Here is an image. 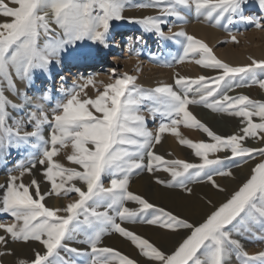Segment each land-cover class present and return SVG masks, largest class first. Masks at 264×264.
Masks as SVG:
<instances>
[{"label": "snow or ice", "instance_id": "6c2138e0", "mask_svg": "<svg viewBox=\"0 0 264 264\" xmlns=\"http://www.w3.org/2000/svg\"><path fill=\"white\" fill-rule=\"evenodd\" d=\"M247 3L248 0H0V156L33 139L37 143L31 147L39 150V159L33 156L27 162H18L19 174L9 173L7 183L0 184V216L12 218L11 223L0 221L4 233L0 235V257L15 255L8 247L9 241L35 242L43 251L34 248L32 259L18 258L16 264H81L77 258H83L82 264H140L102 245L103 237L114 232L130 241L148 264H230L233 256L240 264H264V251L249 255L236 238L257 226L264 230V101L243 94L229 95L240 87L258 85L264 89V79L254 75L256 69L264 70V60L249 57L250 64L232 66L219 59L204 40L183 29L172 37L164 33L165 26L172 31L169 17L184 21L186 12L213 22L214 27L224 21L231 24L238 18L264 28L256 17L244 15ZM129 7L155 9L158 15L125 17ZM258 7L264 11V0H258ZM125 19L161 38H183L177 40L183 52L174 57L175 63L191 58L196 65L215 70L218 75L192 78L176 73L174 84L160 83L144 89L136 85L137 76L117 77L113 69L112 82L105 84L103 91L95 89L94 97L85 92L96 83L89 77L85 83L65 90L66 99L58 101L51 113L44 108V102L51 99L48 90L39 94L40 103H32L27 89L34 86L38 72L50 73L51 66L65 56L89 58L91 52L83 48V42L107 46L112 22ZM231 42L238 43L235 35H231ZM17 80L25 83L23 91L17 87ZM5 89L20 102L10 99ZM189 105H203L212 112L239 117L244 126L239 133L219 135L201 122ZM142 108L153 119L161 117L155 132L147 127ZM44 126L49 128L47 138ZM181 126L206 133L210 142L186 138ZM165 133L193 150L201 162L167 159L155 151ZM247 139L262 146L248 147ZM69 148L66 160L75 167H66L54 159ZM220 152L228 155L220 157ZM257 157L260 159L248 177L223 202L216 205L207 194L200 197L211 211L199 221L192 222L129 190L132 177L147 172L156 184L179 189L186 198L194 195L189 185L201 182L225 192L215 177L235 178L232 167L240 166L226 162L247 163ZM37 165L49 185L45 191H41L40 181L35 178L28 184L23 180ZM160 171L170 179L155 175ZM73 194L77 198L65 205L46 204L48 197L70 198ZM137 223L183 235L172 250H165L125 226ZM80 236L84 239L79 240ZM76 242L87 248L74 247Z\"/></svg>", "mask_w": 264, "mask_h": 264}, {"label": "rangeland", "instance_id": "374dc122", "mask_svg": "<svg viewBox=\"0 0 264 264\" xmlns=\"http://www.w3.org/2000/svg\"><path fill=\"white\" fill-rule=\"evenodd\" d=\"M133 2L134 3H139V2H143V0H133ZM146 15H158V12L155 9H138V8H134V7H129L124 12V16L125 17L140 18V17L146 16ZM244 15H246V16H248V15L254 16V17H256V19H258L261 22L262 25H264V11L259 9L258 0H248L247 5L245 6ZM261 15L263 16V18L259 19ZM0 19H2V18H0ZM168 20H169L170 26L172 27V31L169 32L168 31V26H165L164 33H165L166 37H172L173 33L180 31L181 29H183L182 26L185 27L187 25V27L183 29L184 31H186L190 35H193V36H195V37H197L199 39L204 40L213 49L214 54L219 59L229 63L232 66H243V65L250 64L251 61L249 60V57H252V58H254L256 60H264V57L257 59V57L252 56V55H244L245 56V62L244 63H236L235 64V63H230V62L224 60L223 57L220 55L219 49H221L222 47L226 46V44H233V46L238 47V45L236 43L231 42V35H235L236 36V39H237L238 43H243V42L246 41L247 42L246 43V48L249 49L250 46H251V43H249L250 41H249V38H247V33H250L252 30L257 29L255 27V25L252 24V23H249L247 21H241L238 18H236L234 20V22L231 23V24H227V22L224 21V22H222L221 26L214 27L213 26V22L205 21L203 19V17L197 18L194 15V13H192V12H186L185 13V20L184 21H179V20H177L176 18H173V17H169ZM187 23L189 24V26H188ZM141 26L142 25H140L139 23H136L134 21H130L128 19L121 20V21H113L111 29H110V34H109V37H108V41H107V45L108 46L103 47L102 45H99V44H94L92 47L83 46V48H85L88 51H90L91 52V56H94V57L97 56V55H101V50H100L101 48H104V51H105L104 54L101 56V59L96 61L91 66L90 70H93V71L94 70H100V72H102L104 70H107L109 76H111V82H112V70L113 69H115V75L117 77L123 76L124 74L132 75V76H138L139 72H137L136 66L131 65L132 66L131 69H126L124 67L123 62H124L125 58L122 57V56H126L127 55V53L124 51V47H123L126 36L130 35L131 33H134L135 35H137L138 33H141L142 29H144V28L141 29ZM195 26H200V27H195ZM145 33L149 34L148 35L149 39H148V37H146V38H144V40L147 41V44L151 42V47L149 48V51H148L149 54L148 55H151V54L152 55H156V54L162 55V59H163L162 61L163 62L160 61L158 64L162 65L164 63L163 64L164 67H166L169 64L172 65L171 67H169V66L166 67V68H170V71H171L170 72L171 73V75H170L171 81L168 82V83L174 84V79H175L176 73H179L180 75L187 76L183 72V67H187V68L193 69L192 70L193 71L192 72L193 75H189L188 76V77H192V78H195V77H198V76H201V75H204L206 77H214V76L218 75V72L215 71V70L206 69V68H203L201 66L196 65L195 62H194V59H191V58L186 60L182 64L175 63L174 57H178L179 55H182V52H183L182 47H181V45L179 43H177V40H182L183 38H176V39L168 38V39H165V38L159 37L155 33H151L150 34L147 31H145ZM244 34H246V35H244ZM118 46L120 47V51H122L121 54H117L118 51H119L118 50ZM239 48H240V46H239ZM163 55L165 57L167 56V58L164 59ZM140 56L142 57V59H144L146 57L143 53H141ZM165 60H166V62H165ZM72 66H75V65H72ZM102 67H104V70L101 69ZM64 69L66 70V68H64ZM75 69L76 70L79 69V71L77 73H73V74H71L70 70L65 71L66 73L70 74L65 79V83H67V84L71 83L72 80H73V77L77 76L78 73H81V72L84 71V68H83V70H80V66H77ZM54 74L55 75H53L51 81H49L48 77L45 76L44 73L38 72L36 74V80H35V84H34L33 87L37 91H40L43 88H44V90H48V91L56 90V88H57V81L56 80L58 79V77H59L58 75L59 74H58V72H54ZM83 74H85V73H83ZM254 75H255L256 79H264V70L256 69ZM239 79L240 78L237 77V81H239ZM135 83H136L137 86H143L144 89H152V88H154V87H156L158 85V84H153V85L152 84H145V83H141L139 81L137 82V80L135 81ZM103 87H104V84L96 85V87L93 89V91H91L92 95L95 96L97 94L96 91H95V89H97V88L100 91H103ZM240 94L247 95L253 100L264 101V89L259 88L258 85H253L251 87L235 88L232 92L229 93V95H233V96L240 95ZM47 103H48V108L52 110V108L55 105L54 101L53 100H49V101H47ZM189 106H192V105H189ZM192 107L202 108L204 110H209L210 112H212L210 109L204 107L203 105H193ZM190 111H192V110H190ZM212 113L220 114V120L222 122L228 123L231 127L234 126L235 127V131L233 132V134L239 133L240 129L244 126V124H242V122H241V118H239V117L229 116L227 114L218 113V112H212ZM141 114L145 115V117L147 118V126H154L156 129L158 128V125L161 122V117L159 115H157L155 117V119H153L148 114L146 109H143L141 111ZM194 115L198 119L201 118V119H199L201 122L205 123L207 126L209 125L206 121H204V119H202V117L199 114L195 113ZM228 116L230 117V119H231V121L233 123H230V121L228 120ZM253 119H254L255 122H259L258 118L254 117ZM46 127L48 128V126H46ZM210 128L214 132L219 134V135L227 136L225 134V132H218L217 130H215L211 126H210ZM180 130H184L183 132L185 134V137L188 138V139H192L193 141L204 140V141L210 142V139L207 137L206 133H203L200 130L187 129V128H184L182 126H181ZM192 132H197V134L195 135ZM249 141H250V139H247L245 141V145L248 146V147H252L249 144ZM25 145H22L21 146L22 149L21 148H19V149L25 150L24 149ZM19 149H16V148L11 149L10 150V154H12V156H14L15 155V150H19ZM155 151H157L159 154L165 155L167 159H182V160H186V161L191 162V163H200L201 162L199 160V158L195 157L193 150L187 148L186 146L185 147L183 146V153L178 152L179 153V157H177L178 153L175 152V151H174L175 153L170 152V151H161V150L159 151V150H156V149H155ZM61 153L55 159H57L61 163L65 164L66 167H75V166H73L72 164H70L66 160V153H68V152H65L64 150H62ZM168 153H171L172 157L169 156ZM37 154L39 155V152L35 153L33 156L35 157ZM224 154H225V152H220L217 155H219L220 157H223V156H225ZM27 155H30V152L26 151V156ZM30 158L32 159L33 157H31V155H30ZM210 158H213V157H210ZM259 159L260 158L257 157L256 160H251V161H248L247 163H242V162H239L238 160L230 161V162H226V163L230 164V165H234L236 163L240 164L239 167L233 166L232 167V171H233V170L240 169L241 166L249 165L250 163H252L254 165L256 162H258ZM15 160L13 162L9 163V164H5L2 167V169L4 168V170L9 171L11 173L14 170H17L16 169V165L17 164L15 163ZM233 173H234L235 182H236L235 189L250 174V172H248V171L246 173L242 174V175L241 174L240 175H236L235 172H233ZM155 175L159 176L161 179H165V180L170 179V176L167 173L163 172V171L157 172ZM217 177H219V176H217ZM144 178H145V180H147V182L149 184H154V185L159 186L160 188H165V187H163L161 185L156 184L155 180H154V177L152 175L148 174L147 172H142L139 175H134L132 177V179H131L130 185L131 184H135L136 181H138L139 179H144ZM38 181H40L41 191H45V190H47L49 188V185L44 180V177L42 179H39ZM105 182L106 181H104V183ZM203 183H207V182H201V183H196V184H203ZM130 185H129V190L130 191H132L134 193H137L139 195H142V196L144 195L145 198H147L150 202L154 203L150 199V197L147 196L146 193L139 192V191L137 192L135 190H132L130 188ZM191 185H194V184H191ZM165 189H168V188H165ZM170 190H174V191L180 192L179 189H170ZM233 191H234L233 188H232V190L231 189L230 190L227 189L226 190V196L224 198H222L221 201L213 198L212 199L213 203L218 205L219 203L223 202ZM129 206H134V205L129 204ZM160 206L166 207V208H168L170 210H173L176 213H179L176 209H173V208H171L169 206H164V205H160ZM210 211L211 210L206 212V214L209 213ZM0 217L3 220H5V221H9L10 223L12 222V218L10 216L3 215V216H0ZM190 221H192V220H190ZM192 222H194V221H192ZM125 226L128 227L131 230L135 229L136 227H145V228H148L150 230H153V232H155V234H162V233L169 234V232H166L164 230L155 228L153 226L145 225V224H139V223H137V224H126ZM178 234H179V238H178V240H179V239L182 238L183 233H178ZM178 234H176V235H178ZM111 237L118 238V240H121V242H123L125 245H123L122 243H119L118 245H116V243L115 244H110V242H108V241H110L109 238H111ZM236 238L240 240V242L243 244V247L245 248V250L248 253H250L249 255H252L253 253L257 254V253H259L261 251H264V230H261L258 226L253 228L251 231L242 233L240 236H238ZM78 239L79 240H83L84 237L80 236ZM12 243L13 244L17 243L18 244L20 242L9 241V244H12ZM177 243L178 242H175V243L170 244V245L167 244V243L166 244L162 243L161 245H159V244L158 245L161 246L165 250H172L177 245ZM102 245L103 246H107V247H113V248L119 250L120 252H122L123 254H126V255H128V256H130L132 258L137 259L140 262V264H148V262L145 260V258L139 255L138 250L131 244V242L126 240V239H124V238H122V237H120L119 234H117V233L113 232V233H110V234H106L103 237ZM23 246L29 248L28 252L30 254H32L33 253V249L36 248V246L38 247V244L35 243V242H30V243H28L26 245L24 244ZM73 246L74 247H78V248H82V249L83 248H87L86 244L79 243V242L73 243ZM232 258L237 260V258L235 256H233ZM77 259L82 264L83 258H77ZM239 263H240V261H239Z\"/></svg>", "mask_w": 264, "mask_h": 264}, {"label": "bare ground", "instance_id": "6f19581e", "mask_svg": "<svg viewBox=\"0 0 264 264\" xmlns=\"http://www.w3.org/2000/svg\"><path fill=\"white\" fill-rule=\"evenodd\" d=\"M262 16V15H261ZM263 18V16L261 17ZM187 21V20H186ZM188 24V23H187ZM189 26V24H188ZM183 29L187 27V25L184 27L182 26ZM195 27H200V26H195ZM143 27L141 26V29ZM191 28V27H190ZM189 29V28H188ZM151 34V33H150ZM149 34L145 33V30L142 29L141 33H138L135 35L134 33H131L130 35L126 36L125 42H124V51L127 53L126 56H122L125 58L123 64L126 69H131V65L136 66V70L139 69V75L137 76V82L145 83V84H160V83H168L171 81L170 75L171 71L170 68L164 67V63L159 65L158 63L162 61V55L156 54V55H148L149 48L151 47V42L147 44V41L144 40V38L148 37ZM246 35V34H244ZM109 37V36H108ZM247 38H249V43H251V46L249 49L246 48V41L243 43H236L238 47L233 46V44H226V46L222 47L219 49L220 55L223 57L224 60L230 62V63H244L245 62V56L244 55H252L258 58L264 57V29L263 28H257L255 30H252L250 33H247ZM149 39V37H148ZM146 41V42H145ZM215 41V40H214ZM94 43L90 41H84L83 46H88L92 47ZM108 46V45H107ZM120 46V45H119ZM118 46V53L121 54L122 51H120V47ZM240 46V48H239ZM105 47V46H103ZM101 55L97 56H90L89 58L85 60H75L72 59L68 56H65L62 58V62L53 64L51 66V71L50 73H44L45 76L48 77L49 81H51L54 72H58V79L57 81V88L56 90L49 91L51 94V99L54 101V104L58 101H63L66 99V96H64L65 90L71 89L74 85H79L85 83V81L91 77L93 78L96 83L94 86H88L85 89V92L87 93L88 96H92L91 91L96 87V85L99 84H107L111 82V76H109L108 71L100 72V70H90L91 66L101 59V56L104 54V48H101ZM143 53L146 57L142 59L140 54ZM168 53V52H167ZM169 54V53H168ZM164 56V55H163ZM169 56V55H168ZM164 59L167 58V56L163 57ZM112 59V58H111ZM168 60V59H167ZM163 62V61H162ZM166 62V60H165ZM155 64V65H154ZM166 64V63H165ZM75 65V66H72ZM194 65V64H193ZM77 66H80V70L84 71L81 73H78L77 76L73 77V80L71 83H65V79L67 76H69V73H66L65 71L70 70L71 74L77 73L79 69H75ZM66 68V70L64 69ZM196 68V67H195ZM134 69V68H133ZM193 69L183 67V72L185 75H193ZM85 73V74H83ZM195 76V75H194ZM103 82V83H100ZM17 87L21 89L22 91L25 89V83L21 82L19 80L16 81ZM170 84V83H168ZM49 85V84H48ZM6 95L9 96L10 99L14 100L15 102L19 103L20 98L17 97L15 94L9 92L7 89H5ZM44 91V88L40 91H37L34 87L28 88L27 89V95L31 99L32 103H40L39 100V94ZM246 91V90H245ZM55 106V105H54ZM193 106V105H192ZM189 106V110H192L194 114H199L204 121H206L212 128L217 130L218 132H225L226 135H231L235 131V127H231L228 123H224L220 120V114H214L210 112L209 110H204L202 108H196ZM44 108L46 111L51 113V109L48 108V103L44 102ZM143 110V109H142ZM141 110V111H142ZM14 115L16 113H13ZM201 119V118H199ZM228 120L230 123H233L228 116ZM228 121V122H229ZM150 130L154 131L156 128L154 126H147ZM28 131H31V128L27 129ZM181 133L185 136L184 130H180ZM43 133L45 137L47 138L49 129L44 126ZM193 134H197V132H192ZM199 135V134H198ZM197 135V136H198ZM32 143H37L35 139H33L29 144H26L24 147L25 150H15V155L12 156V154H7L0 156V184H6L9 176V171L2 169V167L5 164H9L13 162L15 159V163L18 164L20 161H28V159L33 157L35 153H38V149L32 148L31 144ZM249 144L252 147H260L262 146L258 141L254 139H250ZM185 147V146H184ZM156 150H161V151H170V152H181L183 153V146L180 145L177 141L176 138L170 135V133H165L162 136V143L160 145H157ZM26 151L30 152V155L26 156ZM65 152L70 153V149L64 150ZM175 151V152H174ZM14 154V153H13ZM62 154V153H61ZM166 154V153H165ZM63 155V154H62ZM167 155V154H166ZM224 155H228V153H225ZM165 156V155H164ZM58 157V156H57ZM166 157V156H165ZM172 157V156H171ZM179 157V153L177 155ZM36 159H39V155L37 154L35 156ZM56 158V157H55ZM54 158V159H55ZM183 158V157H182ZM253 162V161H252ZM75 166V165H73ZM254 165L250 163L249 165L246 166H241L240 169L238 170H233L236 175H242L246 173L247 171L250 172L251 168ZM11 174L13 175H18L19 172L18 170H14ZM35 178L36 180L42 179L43 176L41 174V169L40 166L37 165L35 169H33L32 174H25L23 180L25 184L30 183V181ZM217 183H219L221 186H223L226 190L233 188L235 190L236 182L235 178L231 177H215ZM135 180V179H134ZM105 186L108 185V178H104ZM238 185V184H237ZM190 187L193 188L194 190V195L190 198H186L184 194L181 192H177L174 190L170 189H165V188H160L157 185L154 184H149L147 180L144 179H139L138 181L135 182V184H131L130 188L135 191L143 192L146 193L150 199L158 205H164V206H169L173 209H176L182 216L187 217L188 219L192 221H199L202 219L203 216H205L206 212L211 210V206L207 205L203 200L200 199V197L204 194H207L211 199H217L220 200L226 196V191L225 192H219L215 189L212 188V186L209 183H203V184H194L190 185ZM137 194V193H136ZM144 196V195H143ZM77 197L75 194H73L70 198L69 197H56V196H51L46 199V203L48 206H62L70 202V199H76ZM5 219V218H4ZM0 221L10 223L9 221H5L0 217ZM136 233L139 235H142L146 238H148L150 241L156 243L157 245H161L162 243L164 244H173L175 242H179V234H155L153 230H150L145 227H136L133 229ZM3 231L0 230V235H3ZM110 244H115L118 245L119 243H122L125 245L121 240H118L116 237H111L109 238ZM24 243H16V244H8V247L12 249L15 252L14 256H4L0 257V260L3 261V264H16V260L18 258H25V259H32L33 258V253L30 254L28 252L27 247L23 246ZM26 245V244H25ZM37 250L43 251L40 245L38 247L36 246ZM245 249V248H244ZM252 252V251H251ZM250 254V253H249ZM252 255H255L254 253ZM230 264H240L239 261L235 260L234 258L231 259Z\"/></svg>", "mask_w": 264, "mask_h": 264}]
</instances>
